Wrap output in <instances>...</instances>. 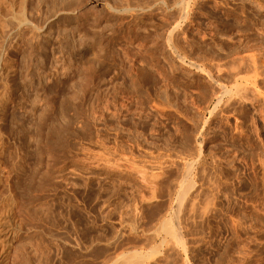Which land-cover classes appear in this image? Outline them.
Segmentation results:
<instances>
[{"label":"rangeland","instance_id":"1","mask_svg":"<svg viewBox=\"0 0 264 264\" xmlns=\"http://www.w3.org/2000/svg\"><path fill=\"white\" fill-rule=\"evenodd\" d=\"M234 53L264 65V0H0L7 264H264V132L214 98Z\"/></svg>","mask_w":264,"mask_h":264},{"label":"bare ground","instance_id":"2","mask_svg":"<svg viewBox=\"0 0 264 264\" xmlns=\"http://www.w3.org/2000/svg\"><path fill=\"white\" fill-rule=\"evenodd\" d=\"M23 4V3H22ZM179 7V6H178ZM180 8V7H179ZM22 11L21 12H24L25 10H26V5L25 4H23V6H22V9H21ZM184 9H180V10H177L178 12H179V15L180 16H182L183 17V14H184V11H183ZM179 16V17H180ZM22 19V18H21ZM27 21H23V23H26ZM16 24V23H15ZM177 25H178V22H177ZM174 27V26H173ZM176 27V26H175ZM173 31V30H172ZM239 52V51H238ZM238 52H237V54H238ZM240 53H242V52H240ZM235 54V53H234ZM240 55V54H239ZM239 55L238 56H236V54L234 55V57H232V58H230V60H231V62H228V66L229 65H231L230 67H227L226 69L227 70H225V72L226 73H228V78H229V82H232V84H233V89H234V91H233V89H232V87H227L226 85H224V84H221L220 82V84H218V81H220L219 79H218V81L211 75V74H213V73H211V74H209V78L211 77V80H214V82L216 83V84H218L216 87V90L214 91V94H215V96H214V98L217 100V102H219V101H221V98H222V95H228V94H230V96H231V94H232V92H234L236 95H237V97L239 98V100H240V102L241 103H243L244 105H246V106H248V109H250V111H248V112H251V115L249 116L248 115V117H250L249 119H250V121H251V123L253 124V126L252 127H254L253 128V130L256 132V135H262L263 134V132H264V116H263V106H264V104H263V106H258V105H262V104H260V103H263L264 102V93L261 91V88L262 87H260L259 86V84H261L260 82H262L263 83V80H261V81H259V80H257V78H255V80L254 81H252V82H249L248 81V79L246 78V80L244 79L243 80V76H241V74L245 71L244 69H250L251 70V72L253 73H250L249 71L246 73V74H248V73H250V74H252L253 76H254V72L253 71H255L256 73L255 74H259V71L262 69V67L264 66L263 64H264V61H262L261 63H262V67H261V69L259 70V66H258V64H256L257 62H254V61H251V63H247V62H249V61H247L249 58H250V56L252 55V54H248V55H250L249 57L247 56V60L245 59V55H246V53H245V55L243 56V54H242V57H244L243 58V61H240V60H242V57L240 56L239 57ZM233 56V55H232ZM251 57H253V56H251ZM254 58V57H253ZM247 61V62H245V60ZM251 59V58H250ZM255 61H257L258 59L255 57ZM251 60H253V59H251ZM260 60V59H259ZM259 60H258V62H259ZM229 61V60H228ZM231 63V64H230ZM260 64V63H259ZM261 65V64H260ZM226 67V66H225ZM199 68V67H198ZM221 69V68H220ZM252 69H254V70H252ZM206 70V69H205ZM223 70V69H222ZM223 70V71H224ZM259 70V71H258ZM263 70V69H262ZM228 71V72H227ZM247 71V70H246ZM245 71V72H246ZM208 72V71H207ZM215 72V71H214ZM261 73L259 74V76H261L262 75V72L263 71H260ZM264 73V72H263ZM205 74V73H204ZM220 74H222V73H220ZM206 75V74H205ZM227 75V74H226ZM245 75V74H244ZM251 75V77H253ZM264 75V74H263ZM215 76V75H214ZM246 76V75H245ZM217 77V76H216ZM208 78V77H207ZM222 78V77H221ZM260 78V77H259ZM253 80V79H252ZM208 81V80H207ZM251 81V80H250ZM211 82V81H210ZM213 82V81H212ZM228 83V82H227ZM251 83V84H250ZM229 84V83H228ZM231 84V83H230ZM231 86V85H230ZM262 86H264V85H262ZM215 89V88H214ZM263 89H264V87H263ZM213 96V95H212ZM236 100H237V98H236ZM224 103V102H223ZM226 103V102H225ZM224 103V104H225ZM231 103V102H230ZM231 104H233V103H231ZM230 104V105H231ZM235 104V103H234ZM258 104V105H257ZM244 105H243V107H244ZM229 106V105H228ZM261 108V110H260V108ZM246 108V107H245ZM224 110V109H223ZM263 110V111H262ZM244 111V110H243ZM246 112H247V110H246ZM246 112L244 113V115H247L246 114ZM51 125V124H50ZM51 126H53V125H51ZM45 128V127H44ZM49 129H51L49 132L47 131V133L46 134H44V136H45V138L43 137V140H40V142H41V144H39L40 146L39 147H41V145H43V148L41 149V153H36L37 154V157H36V160L35 161H33V162H36V163H32L30 166V168L28 169H25L26 167L23 165V167H22V169H21V171H23V173H24V175L26 176V181L28 182V187L30 188V187H32V186H34V185H38L42 180L44 181V179L45 178H47L46 177V175H47V171H49L48 170V167L49 166H47L46 167V164L48 163V158L50 159V157H52V156H50V157H47L46 156V154L48 155H51L56 149H57V145L60 143V140H58L57 138H56V136H55V129L54 128H50L49 127ZM48 129V130H49ZM46 131V129L44 130V132ZM259 137H261V136H259ZM263 138H264V136H262ZM21 140V139H20ZM2 140L0 139V147H1V145H2V142H1ZM25 140H23V142H24ZM64 141H66V142H69L70 140H68V138H66V139H64ZM39 142V143H40ZM22 144V143H21ZM20 146H22V145H19V149H20ZM39 150V149H38ZM40 151V150H39ZM38 151V152H39ZM0 153H1V151H0ZM9 155H7L8 156V158H4L3 156L1 157L0 156V162H3L4 163V161L6 162V161H9L8 159L10 158V153H8ZM53 155V154H52ZM52 159H55V158H53L52 157ZM30 164V163H29ZM21 165V166H22ZM50 165V164H49ZM50 169V168H49ZM52 169V168H51ZM202 172V171H201ZM20 173V172H19ZM23 173H20V174H23ZM49 174H50V172H49ZM24 175H22V176H24ZM22 176H20V179H21V177ZM51 176V175H50ZM203 176V175H202ZM25 178V177H24ZM200 178V177H199ZM22 179H23V177H22ZM24 180V179H23ZM203 180V179H202ZM20 181V180H19ZM42 181V182H43ZM202 182V181H201ZM24 184H25V182H24ZM42 184V183H41ZM205 184V183H204ZM23 185V184H22ZM26 185V184H25ZM35 186V187H36ZM40 186V185H39ZM194 186V183H193V181L189 178L188 180H187V182H186V185L184 186V188H183V192L181 193L182 194V197L181 198H183V196L187 193V191L191 188V187H193ZM26 187H27V185H26ZM203 187V186H202ZM24 188V187H23ZM197 188H199V187H197ZM204 188V187H203ZM32 189V188H31ZM194 190V189H193ZM197 190V189H196ZM195 190V191H196ZM204 190V189H203ZM13 191V190H12ZM181 191H182V189H181ZM194 191V192H195ZM202 191V190H201ZM193 192V193H194ZM12 193V192H11ZM17 194V193H16ZM195 194H197V193H195ZM199 194V193H198ZM192 196V195H191ZM193 197H194V194H193ZM200 198V197H199ZM7 199V198H6ZM8 199H9V197H8ZM195 199H196V197H195ZM192 200V199H191ZM6 202H8V200L6 201ZM188 202V201H187ZM264 202V201H263ZM193 204H194V201L192 202ZM192 203H191V205H192ZM190 205V204H189ZM12 206H14V205H12ZM193 206V205H192ZM2 208V207H1ZM1 208H0V212H1ZM3 208H4V206H3ZM9 208H11V207H9ZM187 208V207H186ZM189 208L191 209V208H193V207H190L189 206ZM188 209V208H187ZM7 210V209H6ZM5 210V211H6ZM193 210V209H192ZM3 211V210H2ZM14 212H15V210H13ZM12 211V212H13ZM188 211V210H187ZM2 213V212H1ZM0 213V215H2ZM10 213V212H9ZM190 213V212H189ZM7 214V213H6ZM12 214V213H11ZM5 215V214H4ZM8 216V215H7ZM7 219V218H6ZM5 218L3 219V218H0V252H1V257L3 258V261H5V263L4 264H7V255L9 254L8 252H7V248H6V241L7 240H9V237H10V235H12V227H11V225L8 223V221L6 220ZM9 220V219H8ZM10 222V221H9ZM18 226V225H17ZM179 227L177 226V229H178ZM176 228H171V232H172V234H173V236H174V238L177 240V242H179L180 241V237H181V235H180V231L179 230H177ZM181 242V241H180ZM179 242V243H180ZM14 254H15V252H14ZM10 256H12L11 254H9ZM16 255V254H15ZM14 256V255H13ZM10 258V257H9ZM14 258V257H13ZM17 258V257H16ZM91 262V261H90ZM130 262V261H129ZM131 263V262H130ZM132 264V263H131Z\"/></svg>","mask_w":264,"mask_h":264}]
</instances>
